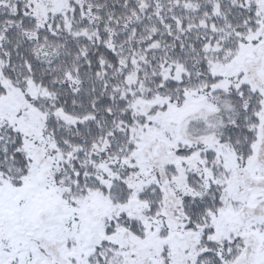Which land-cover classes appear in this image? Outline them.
<instances>
[{
  "label": "snow or ice",
  "instance_id": "1",
  "mask_svg": "<svg viewBox=\"0 0 264 264\" xmlns=\"http://www.w3.org/2000/svg\"><path fill=\"white\" fill-rule=\"evenodd\" d=\"M0 264H264V0H0Z\"/></svg>",
  "mask_w": 264,
  "mask_h": 264
}]
</instances>
